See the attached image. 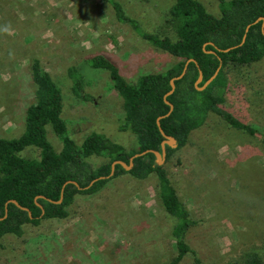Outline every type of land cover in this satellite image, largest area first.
Here are the masks:
<instances>
[{
    "label": "rangeland",
    "instance_id": "rangeland-1",
    "mask_svg": "<svg viewBox=\"0 0 264 264\" xmlns=\"http://www.w3.org/2000/svg\"><path fill=\"white\" fill-rule=\"evenodd\" d=\"M145 32L176 40L168 9L174 0H117ZM218 16L223 1L196 0ZM0 137L13 139L24 129L26 108L34 102L30 64L37 59L60 88L66 134L80 143L99 133L126 150L133 136L118 130L121 99L107 72L84 60L105 54L127 82L162 73L179 60L150 46L99 0H0ZM80 67L86 99L73 95L66 75ZM224 108L264 132V56L227 71ZM46 138L60 143L49 126ZM55 151V152H56ZM35 158L33 148L22 152ZM102 158L92 159L96 167ZM189 210L195 225L186 243L205 264H233L254 251L264 264V147L218 118L191 133L186 145L161 165ZM154 175L136 180L122 174L91 196L76 197L65 220L23 226L20 239L0 240V264H164L174 256L173 219L162 209ZM180 264H192L189 257Z\"/></svg>",
    "mask_w": 264,
    "mask_h": 264
},
{
    "label": "trees",
    "instance_id": "trees-1",
    "mask_svg": "<svg viewBox=\"0 0 264 264\" xmlns=\"http://www.w3.org/2000/svg\"><path fill=\"white\" fill-rule=\"evenodd\" d=\"M99 1L111 8L118 23L127 25L150 46L179 62L162 73L143 74L130 83L105 54L84 60L89 68L107 72L112 88L121 99L123 114L117 128L130 133L134 140L132 149L126 150L94 132L75 143L66 134V124L61 117L60 88L39 61L33 59L30 78L35 87L34 102L25 110L23 132L13 139L0 137V218L6 210L5 217L0 220V240L6 235L22 238L26 224L37 226L43 220L67 219L76 197L96 194L108 181L122 174L136 180L154 175L161 207L173 219L170 235L174 241V256L164 264H180L187 257L192 264H205L185 239L195 221L179 199L166 170L156 165L152 152L160 153V143L165 137L172 138L173 145H164V161L167 162L209 117L218 118L248 136L257 135L264 147V132L236 118L223 106L227 71L239 70L264 56V23L261 27L264 0H221L223 7L218 16L206 12L196 0H174L167 15L176 35L175 41L143 31L136 20L125 14L117 0ZM246 26L248 29L240 44ZM186 62L183 76L173 82L174 90L165 99L172 106L165 116L168 105L163 96L169 90V80L181 73ZM218 66L213 80L203 90H196L193 84L198 72L201 82L197 87H200ZM66 75L71 81L73 95L85 100L86 81L80 67H68ZM45 126H49L59 140L60 148L56 152L46 138ZM30 148L35 150L36 157H23L22 152ZM142 152L145 153L132 159L128 171L115 165L112 176L106 178L112 162L120 161L127 166L130 157ZM95 158L104 161L93 167L90 161ZM60 192L62 197L57 203ZM233 264H263V261L256 252L248 251Z\"/></svg>",
    "mask_w": 264,
    "mask_h": 264
},
{
    "label": "water",
    "instance_id": "water-1",
    "mask_svg": "<svg viewBox=\"0 0 264 264\" xmlns=\"http://www.w3.org/2000/svg\"><path fill=\"white\" fill-rule=\"evenodd\" d=\"M258 21V19L255 21V22H257ZM263 23H264V21L262 20V24H261V27L263 26ZM247 29H248V26H246V28H245V30H244V34H243V36H242V38H241V41H240V44L244 41V38H245V33H246V31H247ZM209 53H211V52H209ZM186 64H187V62L185 63V65H184V67H183V69H182V71H181V73L178 75V76H176V77H174V78H172V79H170L169 80V90L164 94V96H163V100H164V102L168 105V111H167V113L165 114V116H167L170 112H171V110H172V106H171V104H169L165 99H166V97L167 96H169V95H171V93L173 92V90H174V84H173V82L174 81H176V80H179L182 76H183V74H184V72H185V66H186ZM218 70H219V66L216 68V70L214 71V73L200 86V87H197V85L201 82V74H200V72H198V76H197V79H196V81L194 82V87H195V89L196 90H198V91H201V90H203L212 80H213V78L216 76V74H217V72H218ZM158 120H159V118H157L156 119V125H157V127H158V129H159V123H158ZM159 131H160V129H159ZM164 145H173V139L172 138H170V137H165L164 138V140L160 143V153H158V152H156V151H154V152H152L153 153V155H154V157H155V162H156V165H158V166H161L162 165V163L164 162ZM145 152H142V153H139V154H134L132 157H130L129 158V162H128V165L126 166L124 163H122V162H120V161H114V162H112L111 163V165H110V171H109V174H108V176L106 177V178H108V177H111L112 176V174H113V169H114V166L115 165H120L125 171H128L130 168H131V166H132V159L133 158H136V157H138V156H140V155H143ZM102 178H104V177H100V179H102ZM96 180V179H95ZM95 180H93V181H91V183L89 184V185H91ZM67 183H71V184H73V185H76V183L75 182H73V181H68ZM85 188H87V187H85ZM61 192H60V197H59V200L57 201V203H59L60 202V200H61ZM12 204H14L15 206H18L17 204H16V202L15 201H10ZM23 210H26V209H24V208H22ZM5 213H6V210H4V215H3V217L2 218H0V220L1 219H3L4 217H5Z\"/></svg>",
    "mask_w": 264,
    "mask_h": 264
},
{
    "label": "clouds",
    "instance_id": "clouds-1",
    "mask_svg": "<svg viewBox=\"0 0 264 264\" xmlns=\"http://www.w3.org/2000/svg\"><path fill=\"white\" fill-rule=\"evenodd\" d=\"M0 33H6L8 35H11V33H12L11 26L7 25V24L0 26Z\"/></svg>",
    "mask_w": 264,
    "mask_h": 264
}]
</instances>
